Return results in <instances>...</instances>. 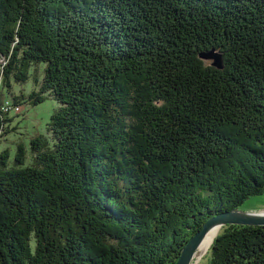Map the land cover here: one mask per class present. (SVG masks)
<instances>
[{
    "label": "trees",
    "instance_id": "trees-1",
    "mask_svg": "<svg viewBox=\"0 0 264 264\" xmlns=\"http://www.w3.org/2000/svg\"><path fill=\"white\" fill-rule=\"evenodd\" d=\"M47 97V135L0 150V264H175L264 194V0H0V142ZM209 264H264V225Z\"/></svg>",
    "mask_w": 264,
    "mask_h": 264
},
{
    "label": "rangeland",
    "instance_id": "rangeland-1",
    "mask_svg": "<svg viewBox=\"0 0 264 264\" xmlns=\"http://www.w3.org/2000/svg\"><path fill=\"white\" fill-rule=\"evenodd\" d=\"M33 88H36L33 76H30L29 80L23 85H13V91L16 94L22 90L28 94ZM57 108L58 102L51 97H47L42 103L37 105H32L29 102L24 104V108L21 109L22 112L12 113L13 124L17 125V130L12 131L0 142V150L9 148L11 159H13L17 143L23 142L29 151L32 137L36 134L47 135V125L50 116ZM240 210L264 213V194L250 197L243 203ZM210 249L211 247L203 255L198 249L195 258L192 260V264H209Z\"/></svg>",
    "mask_w": 264,
    "mask_h": 264
},
{
    "label": "water",
    "instance_id": "water-1",
    "mask_svg": "<svg viewBox=\"0 0 264 264\" xmlns=\"http://www.w3.org/2000/svg\"><path fill=\"white\" fill-rule=\"evenodd\" d=\"M200 57L212 61V65L218 68H223V56L216 49L201 52ZM216 224L221 225V227L229 224L264 225V215L257 213L253 214L238 208L214 215L208 219L204 223L202 229L187 242L175 264H192V260L195 258L196 252L207 231L211 226Z\"/></svg>",
    "mask_w": 264,
    "mask_h": 264
},
{
    "label": "bare ground",
    "instance_id": "bare-ground-1",
    "mask_svg": "<svg viewBox=\"0 0 264 264\" xmlns=\"http://www.w3.org/2000/svg\"><path fill=\"white\" fill-rule=\"evenodd\" d=\"M251 213H253V212H251ZM255 213H257V212H255ZM255 213H253V214H255ZM257 214L264 215V213H260V212ZM220 229H221V225H218V224L213 225L209 228V230L207 231L205 237L203 238V240L199 246V251L201 252L202 255L209 250V248L211 247L215 237L219 233ZM194 264H196V263H194Z\"/></svg>",
    "mask_w": 264,
    "mask_h": 264
}]
</instances>
